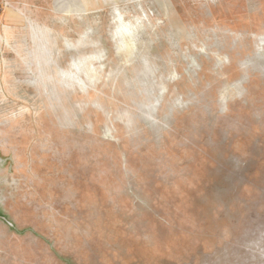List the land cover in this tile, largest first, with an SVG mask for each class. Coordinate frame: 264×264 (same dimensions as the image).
<instances>
[{"label":"rangeland","instance_id":"374dc122","mask_svg":"<svg viewBox=\"0 0 264 264\" xmlns=\"http://www.w3.org/2000/svg\"><path fill=\"white\" fill-rule=\"evenodd\" d=\"M0 264H264V0H2Z\"/></svg>","mask_w":264,"mask_h":264},{"label":"built area","instance_id":"2783aa9c","mask_svg":"<svg viewBox=\"0 0 264 264\" xmlns=\"http://www.w3.org/2000/svg\"><path fill=\"white\" fill-rule=\"evenodd\" d=\"M2 8H3V3H2V0H0V14L2 12Z\"/></svg>","mask_w":264,"mask_h":264}]
</instances>
